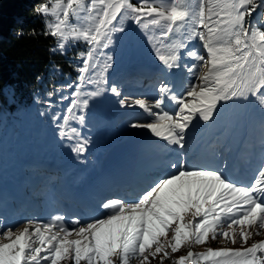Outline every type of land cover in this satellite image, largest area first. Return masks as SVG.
<instances>
[{"label":"snow or ice","instance_id":"obj_1","mask_svg":"<svg viewBox=\"0 0 264 264\" xmlns=\"http://www.w3.org/2000/svg\"><path fill=\"white\" fill-rule=\"evenodd\" d=\"M260 8L264 0H42L34 11L43 18L41 34L55 40L49 50L66 55L84 45L69 65L76 78L61 86L72 91L61 97L70 103L58 135L72 142V153L79 159L86 152L87 110L105 93L121 108L147 113L149 121L129 127L163 143L153 170L125 195L101 200L87 220L56 214L14 228L0 219V241H7L0 242V264H164L184 246L172 264H264V238L253 239L264 233V158L244 184L226 174L227 160L197 162L194 152L199 122L215 120L228 103L252 106L264 152V18L253 22ZM132 25L162 66L153 99L108 85L112 52ZM182 66L192 79L177 91L168 74ZM217 240L225 246H207ZM196 245L205 250L193 252Z\"/></svg>","mask_w":264,"mask_h":264},{"label":"rangeland","instance_id":"obj_2","mask_svg":"<svg viewBox=\"0 0 264 264\" xmlns=\"http://www.w3.org/2000/svg\"><path fill=\"white\" fill-rule=\"evenodd\" d=\"M262 18L264 11L261 14L256 13L253 22ZM258 26L264 27V24ZM78 45L76 52L84 48L83 44ZM112 55L113 67L106 73L109 86L115 82L121 87L122 93L130 98L153 99L158 95L155 87L143 85L145 79L142 81L140 78L141 80L128 83L119 81L121 74L133 72L135 68L147 70L151 75H155L162 67L155 60L146 38L134 25L128 34L118 41ZM193 62L190 58L187 60L189 65ZM168 78L177 91L183 90L185 78L192 79L183 66L173 69ZM9 99L8 93L7 100ZM65 110L59 117L57 115L58 120L56 119L55 123L63 122ZM252 111L251 105L246 107L242 103H228L219 109L215 120L207 125L199 122L201 127L195 130L194 144L197 162L213 164L217 160H227L229 167L226 174L231 179L244 181V184L250 183L261 158H264L260 133L251 126ZM150 119L139 107L121 108L110 93L97 97L91 102L87 110V124L81 129L82 135L90 138V144L78 159L71 151L72 142L61 139L57 127H41V115L38 111L12 110L4 103L1 104L0 186L4 185V188L0 200H9V196L18 201L24 200L25 191L21 186L20 177L32 175L30 168L35 167L42 159L53 160L52 164L58 167L56 170L61 173L54 188H50L47 194L38 197V200L27 201L25 210L8 225L15 228L19 224L22 227L26 220H47L56 214L64 215L69 221L87 220L94 214L101 200L130 192L142 174L153 170L159 156L158 145L163 143L152 137L147 130L129 127L131 123L146 122ZM71 123L72 126L78 127L75 122ZM132 181L135 183H130ZM51 194L61 208L53 209L48 206ZM261 238H264V233L253 237ZM207 246L220 247L225 244L217 240L209 241ZM188 250V246L182 247L177 253H172L164 264H172V260L186 254ZM191 250L202 252L205 246H192ZM131 264H138V261L133 260ZM151 264H159V259L152 260Z\"/></svg>","mask_w":264,"mask_h":264},{"label":"trees","instance_id":"obj_3","mask_svg":"<svg viewBox=\"0 0 264 264\" xmlns=\"http://www.w3.org/2000/svg\"><path fill=\"white\" fill-rule=\"evenodd\" d=\"M41 2L42 0H0V105L4 103L12 110L32 109L40 115L44 113L41 115V127L46 129L57 127L53 117H59L70 100L61 97H70L72 89L65 90L61 86L70 83L77 76L69 65L70 61L75 63V48L79 45L66 55L54 54L49 50L54 45V38L41 34L43 18L34 11ZM263 11L264 8H260L256 13L261 14ZM256 13L253 14V19ZM33 31L36 35H32ZM55 66H59V72L55 71ZM157 75L158 73L151 75L147 70L135 68L133 72L121 74L119 81L128 83L145 79L143 85L153 88L157 83ZM48 92H53V95L49 97ZM52 161L42 159L35 167L30 168L32 175L20 177L25 191L24 200L18 201L10 196L9 200H0V219L5 226L16 220L19 213L25 210L27 201L38 200V197L46 195L50 188H54L61 173L56 170L58 167ZM3 188L4 185L0 186V194ZM50 199L48 206L53 209L61 208L52 194Z\"/></svg>","mask_w":264,"mask_h":264},{"label":"bare ground","instance_id":"obj_4","mask_svg":"<svg viewBox=\"0 0 264 264\" xmlns=\"http://www.w3.org/2000/svg\"><path fill=\"white\" fill-rule=\"evenodd\" d=\"M201 162V161H200ZM238 173V172H237ZM248 178H249V176H248ZM233 179V178H232ZM238 182H242V183H245L244 181H239V180H237ZM130 183H135V181H132V182H130ZM84 202V201H83Z\"/></svg>","mask_w":264,"mask_h":264}]
</instances>
